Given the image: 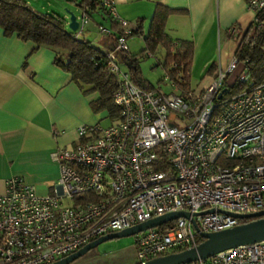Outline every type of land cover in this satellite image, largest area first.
Here are the masks:
<instances>
[{"label": "built area", "instance_id": "2783aa9c", "mask_svg": "<svg viewBox=\"0 0 264 264\" xmlns=\"http://www.w3.org/2000/svg\"><path fill=\"white\" fill-rule=\"evenodd\" d=\"M93 1L118 25L126 23L114 0ZM247 6L255 21L264 0H247ZM75 17L77 36L89 15L80 9ZM97 28L113 34L103 64L116 80L111 97L117 120L79 124L71 147L50 151L58 174L47 192L37 193L20 175L4 179L0 264L49 263L104 233L186 211L188 217L134 232V263H141L196 244L192 219L200 230L214 231L243 221L229 212L264 208V79L233 94L224 91L235 79L248 81L246 59L232 55L198 92L188 87L178 93L182 78L175 81L166 72L162 80L170 90L142 87L116 59L128 53L125 36L131 30ZM179 264H264V239Z\"/></svg>", "mask_w": 264, "mask_h": 264}, {"label": "crops", "instance_id": "0c3cea01", "mask_svg": "<svg viewBox=\"0 0 264 264\" xmlns=\"http://www.w3.org/2000/svg\"><path fill=\"white\" fill-rule=\"evenodd\" d=\"M114 7L125 19L124 25L112 26L109 15L100 7L91 9L90 15L99 16L96 25L102 24L114 34L125 28L136 29L125 36L126 44L133 36L142 40L137 52L127 44L125 54L132 59L134 68L137 65L136 78L141 76L138 57L146 47L145 36L152 16L158 7L168 9L163 32L173 40L190 41L192 47L188 63L190 88L192 80H200L205 73L213 75L218 65H226L253 14L247 0H114ZM62 16L67 23L68 14ZM89 33L87 30L82 38L102 50L109 49L113 34L96 30L89 37ZM33 46L31 41L14 33L4 34L0 28V192L4 179L10 175L22 176L37 193L47 192L58 174L50 151L55 147H71L78 139L76 127L95 122L87 101L91 98L66 70L52 63L54 49ZM157 47L162 52V60L157 63L164 69L165 49L160 43L153 49ZM119 65L129 70L120 62ZM141 78L147 87H152Z\"/></svg>", "mask_w": 264, "mask_h": 264}, {"label": "trees", "instance_id": "16d2710c", "mask_svg": "<svg viewBox=\"0 0 264 264\" xmlns=\"http://www.w3.org/2000/svg\"><path fill=\"white\" fill-rule=\"evenodd\" d=\"M72 1L88 15L91 14V9L96 7L93 0ZM167 11L168 9L164 7L156 9L150 22L149 32L145 36L146 47L141 49L140 56L148 49L151 52L150 50L160 43L165 49L162 62L165 72L175 81L177 77L182 78L176 81V91L182 94L189 87L188 63L192 47L188 40L174 39L176 44H173V39L165 35L162 26ZM255 16L257 20H252L240 34L234 49V55L239 61L246 59L244 62L249 74L248 81L235 79L231 85H225V93L243 85L249 87L264 79V7L257 11ZM109 19L112 26L118 25L111 18ZM258 22H261L260 27ZM0 28L4 34L14 33L20 39L31 41L34 44L33 48L40 45L52 47L54 49L52 63L66 70L84 94L91 92L96 94L89 99L91 110L94 112L104 110L111 118H117L118 108L111 97L116 80L105 70L103 64L106 49L102 50L89 40L78 35L74 36L75 31L67 27L66 19L62 14L34 10L25 0H0ZM130 32H136V29ZM172 62H175L176 66H171ZM128 71L131 80L136 83L137 65L133 70ZM216 71L217 69L213 72V77ZM251 218H244L243 221ZM179 249L176 248L174 251Z\"/></svg>", "mask_w": 264, "mask_h": 264}, {"label": "water", "instance_id": "95a60500", "mask_svg": "<svg viewBox=\"0 0 264 264\" xmlns=\"http://www.w3.org/2000/svg\"><path fill=\"white\" fill-rule=\"evenodd\" d=\"M67 17V27L70 30H75L78 21L76 20L75 13L72 10L66 11ZM112 48V45L108 47ZM116 59L118 62L124 64L127 69L134 68L133 61L127 55H122L120 53L116 54ZM138 85L146 87L145 81L138 76L136 78ZM223 90V89H222ZM212 210L211 208L207 210H202L199 213H204L206 211ZM230 214L242 218L252 217L246 221H242L230 227H226L214 231H202L198 228L195 221L192 219V225L195 231L198 233L200 240L191 246L181 248L175 251H169L154 257H150L141 263L134 264H179L184 262H189L196 260L198 258H205L214 252L223 250L225 248L233 247L239 244L251 243L254 241L264 239V208L255 212L249 213H235L229 212ZM177 216L188 217V213L183 210L168 211L162 214L151 217L147 220H143L129 227L104 233L95 237L94 239L83 244L76 250L45 264H67L75 258L79 257L85 253L90 248L97 245L99 242L120 237L128 234H132L136 231L143 230L145 228L161 224L167 220L173 219Z\"/></svg>", "mask_w": 264, "mask_h": 264}, {"label": "rangeland", "instance_id": "374dc122", "mask_svg": "<svg viewBox=\"0 0 264 264\" xmlns=\"http://www.w3.org/2000/svg\"><path fill=\"white\" fill-rule=\"evenodd\" d=\"M25 1L27 5L30 6V8L41 12L54 11L59 14H67V10H72L75 14H77L80 11V7H78L72 0ZM98 19L99 16H97L96 14L90 15L87 22L83 25V30L79 32L78 37L82 38L87 30H90L91 33H94L96 30H98L95 23ZM102 21L103 23L105 22L104 20ZM91 33H89L87 36L90 37ZM127 44L136 52L143 45L141 38L137 36H133L131 39H128ZM157 60H162V52L159 47L153 49V52L148 56L144 54L138 57V66L141 77L146 79V81L152 87H158L164 91L170 90L166 81L162 80L165 69L162 68L161 64L157 63L159 62ZM122 67L124 68L123 65ZM237 71L238 70L236 69L232 73H230L228 75V79H233ZM212 76L213 75H211L210 73H205L204 77H202L200 80H192L190 85L191 90L193 92L200 91L205 84L207 85V83L212 80ZM243 89H245L244 85L238 88H234L228 93V95L242 91ZM94 95L88 93L89 98L95 97ZM87 101L89 104V99H87ZM92 112L94 114L93 121L98 122L102 126L111 122L113 123L117 120V118H111L109 115H107L104 110ZM134 262L135 246L134 233H132L103 240L67 264H133Z\"/></svg>", "mask_w": 264, "mask_h": 264}]
</instances>
